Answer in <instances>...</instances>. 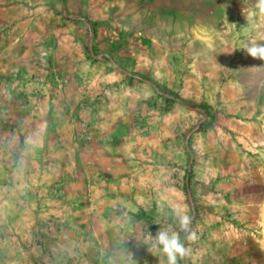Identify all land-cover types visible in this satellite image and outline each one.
Returning a JSON list of instances; mask_svg holds the SVG:
<instances>
[{
    "label": "rangeland",
    "instance_id": "obj_1",
    "mask_svg": "<svg viewBox=\"0 0 264 264\" xmlns=\"http://www.w3.org/2000/svg\"><path fill=\"white\" fill-rule=\"evenodd\" d=\"M253 5L0 0V264H166L177 209L179 264H264Z\"/></svg>",
    "mask_w": 264,
    "mask_h": 264
},
{
    "label": "clouds",
    "instance_id": "obj_2",
    "mask_svg": "<svg viewBox=\"0 0 264 264\" xmlns=\"http://www.w3.org/2000/svg\"><path fill=\"white\" fill-rule=\"evenodd\" d=\"M253 9L254 15L264 17V0H254ZM246 19L251 22L252 17L246 16ZM243 50L254 59L264 60V42L255 38L249 39L245 42ZM256 68H264V66ZM174 217L175 225L169 224L160 227L155 237L151 234L147 237L152 242V246L160 253V262L166 260V264H179L181 260L186 259L191 253V249L187 245L197 239L196 233L191 227L192 216L187 213L186 209L174 210ZM181 233L184 234L183 238ZM123 264H135L131 253L124 254Z\"/></svg>",
    "mask_w": 264,
    "mask_h": 264
}]
</instances>
